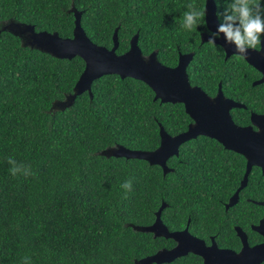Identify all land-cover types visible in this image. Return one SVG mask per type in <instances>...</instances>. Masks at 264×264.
<instances>
[{"label": "trees", "instance_id": "trees-1", "mask_svg": "<svg viewBox=\"0 0 264 264\" xmlns=\"http://www.w3.org/2000/svg\"><path fill=\"white\" fill-rule=\"evenodd\" d=\"M190 2L203 9L204 0H0V25L14 19L71 36L73 6L97 44L110 47L118 25L117 53L128 48L135 32L142 53L156 49L166 65H175L179 52L193 51L189 81L210 95L220 82L226 96L246 105L232 108L233 120L248 123V110L263 108L264 82L252 84L258 70L238 54L225 58L219 44L200 41L205 19L191 32L180 27ZM214 2L221 22L230 0ZM83 67L78 55L56 57L0 29V264H23L24 257L30 264H133L175 243L129 224L151 223L162 201L160 218L169 230L183 227L189 217V232L205 237L219 231L233 244L232 222L250 207L264 216L263 205H246L241 197L248 192L264 199V172L256 166L227 209L224 226L215 215L238 185L245 158L214 138L199 134L182 142L166 159L171 169L165 173L141 158L99 153L116 144L152 149L159 143V123L174 134L191 118L181 102L153 99L144 81L115 73L93 79L91 95L84 90L63 108H51L72 91ZM9 156L30 165L31 174L12 176ZM129 179L132 190L125 193L120 185ZM200 262L187 252L160 264Z\"/></svg>", "mask_w": 264, "mask_h": 264}, {"label": "water", "instance_id": "water-1", "mask_svg": "<svg viewBox=\"0 0 264 264\" xmlns=\"http://www.w3.org/2000/svg\"><path fill=\"white\" fill-rule=\"evenodd\" d=\"M203 9L206 10L204 19L207 31L200 32V41L208 40L210 33L215 31L220 23L214 0H204ZM70 10L74 15L71 36H61L55 30H36L32 23L14 19L4 21L0 25V29L17 35L23 45L60 58L78 55L83 59L84 67L74 82L72 91L60 100H53L51 108H63L72 102L75 95L84 90L91 95L92 80L102 74L115 73L120 77L130 76L144 81L152 89L153 99H159L161 102H181L191 121L184 130L174 134L167 132L159 123V143L152 149L130 148L116 144L98 152L125 158H141L150 164H158L162 173H165L171 169L166 164V159L172 154H177L178 146L182 142L199 134L213 137L225 148L241 153L246 159L240 184L227 205L234 203L238 189L246 183L251 165L255 164L264 169V113L251 112L249 124H237L230 114V108L244 107V104L224 95L220 82L215 94L210 95L200 85L189 81L186 66L192 58L193 51L179 52L176 64L166 65L157 58L156 49L147 54L142 53L135 32L129 39L128 48L117 53L115 48L118 44V25L112 32V45L106 47L93 42L86 35L80 23L81 11L73 6ZM215 43L222 47L225 58L235 53L234 45L225 43L223 34L216 38ZM244 59L261 72V77L253 83L264 81V37H262V47L258 50L249 49V54ZM259 203L264 205V200ZM164 205L165 202L162 201L155 210V217L151 223L129 224L134 229L151 232L153 236L170 237L174 240V245L169 248L161 247L151 254L136 258L133 264L152 262L160 264L187 252L199 255L202 264H256L264 260V241L249 246L244 233L238 227H236L237 234L243 245L239 251L217 247L214 242L206 245L202 238L190 233L187 226L169 230L160 218V211ZM255 229L264 236V219H260Z\"/></svg>", "mask_w": 264, "mask_h": 264}, {"label": "clouds", "instance_id": "clouds-1", "mask_svg": "<svg viewBox=\"0 0 264 264\" xmlns=\"http://www.w3.org/2000/svg\"><path fill=\"white\" fill-rule=\"evenodd\" d=\"M186 7L187 10L182 13L180 27L191 32L200 25L206 10L197 7L194 2L188 3ZM220 34H223L225 43L234 45L235 53L241 59L248 56L249 49H260L264 37V6L260 4V0H230L222 13V21L216 30L210 33L208 41L215 45V40ZM7 163L10 165L9 172L12 176L31 174L30 165L18 162L12 156L7 158ZM120 187L125 193L130 192L131 179L125 180ZM23 264H30V258L24 257Z\"/></svg>", "mask_w": 264, "mask_h": 264}, {"label": "flooded vegetation", "instance_id": "flooded-vegetation-1", "mask_svg": "<svg viewBox=\"0 0 264 264\" xmlns=\"http://www.w3.org/2000/svg\"><path fill=\"white\" fill-rule=\"evenodd\" d=\"M233 54H237V53H231L229 56L233 55ZM228 57V56H227ZM258 70V69H257ZM258 75L252 80V84H258V83H261V82H264V81H261V82H254L253 81H256L258 80L260 77H261V72L258 70ZM215 94V93H214ZM212 94V95H214ZM225 95V94H224ZM229 97V96H228ZM241 103H243L242 101L240 100H237ZM244 104V103H243ZM246 105L244 104V107H237V108H245ZM232 108H235V107H231L230 108V114H231V110ZM251 112L253 113H264V102H263V108L262 109H259V110H253V109H250L248 110V116H249V121L248 123H245V124H240V123H237V124H240V125H246V124H249L250 123V114ZM253 127L255 129H257V127L255 125H253ZM200 135H203V134H200ZM204 136H207V135H204ZM210 137V136H208ZM210 138H213V137H210ZM215 139V138H214ZM216 140V139H215ZM218 141V140H217ZM219 142V141H218ZM220 143V142H219ZM223 146V145H222ZM228 149V148H227ZM232 150V149H230ZM234 151V150H233ZM236 152V151H234ZM239 153V152H237ZM241 154V153H239ZM242 155V154H241ZM243 156V155H242ZM244 157V156H243ZM245 158V157H244ZM245 164H246V159H245ZM253 166H256V167H259L261 172H264V169L262 170L260 166L258 165H255V164H252L251 167H250V170L252 169ZM245 170V169H244ZM249 170V172H250ZM248 172V173H249ZM244 173V172H243ZM243 176V174H242ZM242 176L241 178L239 179V182H238V185L234 188V190H232V192L228 195L227 199L225 201H222V205H223V208H222V211L220 213V215H217L215 214L217 217L223 219L224 217H227V215H225V213L228 211L227 209L229 208V206L235 204L237 202V200L239 199V192H240V189L243 187H241L240 189H238V192H237V198L235 200L234 203L232 204H229L227 205L228 201L230 200V197L233 195L234 191L236 190V188L239 186L240 184V181L242 179ZM247 180H248V174H247V178H246V183H247ZM245 183V184H246ZM245 186V185H244ZM249 193H244L243 192L241 193V197L244 198V200H246V205L247 203H253L256 205L257 204H260L259 201L261 200H264V199H257L255 197H253L252 195H248ZM249 205V204H248ZM263 205V204H261ZM264 206V205H263ZM252 209H249V213H247L246 215H244V217L242 218L241 216L239 217V219H241L239 222H232L230 224V229L233 231L234 235L236 236L237 238V241L233 243H229L227 238L226 237H223V234L220 233L219 231H216V232H213V233H207V235L204 237V236H198L200 238H202L205 242L206 245H210L212 242L215 243V245L217 247H220V248H229V249H232L234 251H239L241 248H242V241H241V238L240 236L237 234V230H236V227H238L245 235V239H246V242L249 246H252V245H255V244H258V243H261L264 241V236L262 233H260L258 230L255 229V226L258 225L260 219H264V216H258V211H257V208L255 207H250ZM213 211V209H212ZM210 214H212L210 212ZM226 219V218H225ZM236 219V218H235ZM223 226L225 225V221L223 219ZM188 223H189V217H187L186 219V224L184 226H187V229H188ZM183 226V227H184ZM181 227V228H183ZM181 228H178V229H181ZM189 231V230H188ZM227 231H229V229H227ZM192 233V232H190ZM193 234V233H192ZM194 235V234H193ZM196 235V234H195ZM220 235V236H218ZM232 244V245H230ZM199 256V255H198ZM201 258V257H200ZM200 264H202V258H201V262ZM256 264H264V260H261L259 262H257Z\"/></svg>", "mask_w": 264, "mask_h": 264}]
</instances>
